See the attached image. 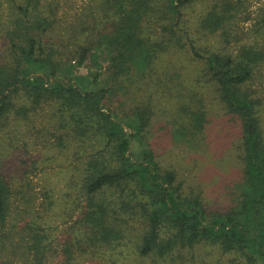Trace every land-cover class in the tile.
<instances>
[{
    "label": "trees",
    "instance_id": "trees-1",
    "mask_svg": "<svg viewBox=\"0 0 264 264\" xmlns=\"http://www.w3.org/2000/svg\"><path fill=\"white\" fill-rule=\"evenodd\" d=\"M250 1L215 0L199 27L218 39L219 47L200 50L182 27L191 0H103L106 15L113 17L111 31L80 46L71 63L53 41L45 40L55 21L42 13L43 7L37 9L39 0H12L16 14L5 33L8 53L0 60V135L12 113L25 117L43 102L59 101L70 111L71 137L92 133L97 138L100 148L82 179L85 204L77 222V246L83 253L119 243V222L130 214L145 223L135 245L140 257L173 261L176 249L204 244L217 255L212 264H264L262 102L247 86L264 75V9L245 39L236 34L237 10ZM150 18L160 23L163 40L156 43L141 34L142 21ZM169 47H188L205 65L226 113L240 124L243 177L234 205L222 213L207 212L200 198L183 196L174 172L158 166L145 140L152 115L147 104L139 102L124 115L110 105L113 96L129 95L148 77L157 54ZM102 56L108 62L104 80ZM88 60L98 70L81 75L78 68ZM187 116L176 136L192 137L204 130L203 111L191 110ZM11 194L0 171V264H47L44 228L28 218L16 224ZM105 194L113 199L108 202ZM113 205L118 212L110 213Z\"/></svg>",
    "mask_w": 264,
    "mask_h": 264
},
{
    "label": "rangeland",
    "instance_id": "rangeland-1",
    "mask_svg": "<svg viewBox=\"0 0 264 264\" xmlns=\"http://www.w3.org/2000/svg\"><path fill=\"white\" fill-rule=\"evenodd\" d=\"M214 1L191 0L183 11L182 27L200 50L219 47L218 39L199 27ZM42 7V13L55 21L53 31L45 40L49 44L53 41L64 60L73 59L71 63L76 61L74 57L80 46L109 33L113 26V17L106 15L103 0H39L37 9L40 11ZM261 9H264V0L239 6L238 37L245 39ZM15 14L12 0H0V60L8 53L5 33ZM159 24L155 19L143 20L142 37L152 43L163 40ZM220 47L224 46L220 44ZM102 58L99 62L104 80L108 62ZM97 70L90 60L78 68L81 75ZM247 86L256 91L262 102L260 116L264 133V75L258 74ZM111 100L112 110L120 115L139 102L151 108L145 140L158 166L174 172L183 196L200 198L207 212L222 213L234 205L243 177L240 124L226 113L217 91L208 82L205 65L192 57L188 47H169L159 52L150 75L131 88L129 95H115ZM195 109L205 113L204 130L192 137L176 136L174 131L180 124L185 125L187 113ZM69 114L70 111L60 107L59 101L43 102L25 117L12 113L0 135V171L11 188V216L16 217V224L28 218L44 228L47 264L215 263L217 255L204 244L176 249L171 253L173 261L140 257L135 245L145 230V223L131 218L130 214L119 222L123 236L119 243L83 253L77 246L80 228L77 222L85 204L82 179L87 163L95 157L100 144L92 133L71 137L73 125ZM105 198L108 202L113 199L110 194H105ZM115 209L118 212L116 206H111L110 213ZM116 216L112 217L113 221ZM69 254L73 260H68Z\"/></svg>",
    "mask_w": 264,
    "mask_h": 264
}]
</instances>
